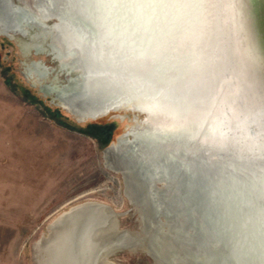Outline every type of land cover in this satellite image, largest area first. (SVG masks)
Returning <instances> with one entry per match:
<instances>
[{
  "label": "bare ground",
  "instance_id": "obj_1",
  "mask_svg": "<svg viewBox=\"0 0 264 264\" xmlns=\"http://www.w3.org/2000/svg\"><path fill=\"white\" fill-rule=\"evenodd\" d=\"M30 2L0 0V34L18 46L24 79L72 118L124 121L102 151L107 169L168 175L194 171L202 155L231 171L240 165L256 171L253 165L261 164L254 175L264 185V0ZM75 2L82 7L76 15L70 14ZM168 176L175 177L177 189L181 174ZM128 178L143 189L148 186ZM170 184L163 178L155 187ZM247 185L235 188L236 194ZM249 185L250 192L258 190L257 184ZM171 189L165 191L171 194ZM221 190V199L228 200L230 194ZM259 195L249 207L258 206ZM97 206L102 210H83ZM260 211L232 226L246 222L248 227L247 240L236 242L238 247L229 244L238 262L260 253L254 238L257 225L264 224V208ZM99 215L109 219L102 229L92 223ZM118 216L94 200L65 208L48 223L47 234L33 242V264H117L112 254L132 250L133 244L147 249L141 230L120 228ZM238 231L233 234L239 236ZM226 235L221 233L220 240ZM220 240L212 242L211 254L203 247L204 259L215 260L217 252L226 251ZM179 247L198 252L193 242L182 241Z\"/></svg>",
  "mask_w": 264,
  "mask_h": 264
},
{
  "label": "water",
  "instance_id": "obj_2",
  "mask_svg": "<svg viewBox=\"0 0 264 264\" xmlns=\"http://www.w3.org/2000/svg\"><path fill=\"white\" fill-rule=\"evenodd\" d=\"M70 1L71 4L74 2V0ZM74 6V9L72 5L70 6L72 10L70 14L76 15L77 9L82 7L76 5V2ZM81 17L83 19V16ZM197 161H200V163L193 164V166H196L194 171L189 169L168 171L170 175L172 172L181 174L177 182V189L172 187L174 176L169 177V174L160 175L158 171H149L146 176L141 174L147 171H126L121 176L124 183V194L134 207L141 224L140 228L143 235L140 237V241L147 238L149 240L148 248L141 250L151 257L154 264H264V226H262L264 224L257 225L258 234L254 237L256 240L255 250L260 253H255L253 257H246L241 263L233 258L232 251L234 252V250L232 248L229 250L230 242L231 247L233 245L238 247L239 245L236 242H243L242 240H247L248 236V234L246 235L248 229L246 222L236 227L239 230L236 234L239 236L233 234L236 231V228L233 227L243 221L244 215L253 214L257 216L261 212L260 210L264 208L261 207L262 198H264V185L260 182L262 180L259 179V176L254 175V173L261 172V164L253 165L256 171H253L254 169L249 171L247 166L241 167V165L235 171H231L224 162L217 163L216 160L206 159L202 155L198 156ZM204 166H210L213 169L206 171ZM161 172L167 173V171ZM128 176L137 178L138 181L148 182V186L143 189L138 186L140 184H134L129 180ZM151 177H154L153 179L157 181L163 178L167 179L171 184L165 188H156L155 183L157 181L152 180ZM242 183H248V185L245 186L243 191L236 194L237 190L235 188ZM253 183L258 185L256 192H250L251 188L249 187L251 186L249 184ZM225 184L227 187L223 186ZM168 187L172 188L171 194L165 191ZM221 189H226L230 194L228 200L221 199ZM258 191L260 195L255 199H257L259 207H249L250 204L253 205L256 202L253 199ZM180 204L182 206H179ZM91 208L86 207L83 210L92 213L95 210H102L101 206ZM124 213L126 211L122 212V214ZM87 215H90V213ZM180 215L184 218L181 219ZM97 217L92 223H97L95 225L97 228H104L108 224V215L105 218L101 215ZM189 226H193V229L190 230ZM221 233L227 234L226 238H223L226 239L225 241L220 240ZM242 235L246 236L240 238ZM236 237H239V239L235 240ZM216 240H220L222 244H225L226 251L217 252L215 260H210L208 257L204 259L205 256H203L201 250L206 246L209 254H211L213 252L212 242H218ZM182 241L193 242V247L197 248L198 252L187 247L180 248L179 245ZM133 245L132 250L138 247L136 244ZM209 246L211 249H209ZM227 251H231V253H227ZM166 255H168V258Z\"/></svg>",
  "mask_w": 264,
  "mask_h": 264
},
{
  "label": "rangeland",
  "instance_id": "obj_3",
  "mask_svg": "<svg viewBox=\"0 0 264 264\" xmlns=\"http://www.w3.org/2000/svg\"><path fill=\"white\" fill-rule=\"evenodd\" d=\"M20 1L31 6L30 0ZM39 57L48 65H56L48 56ZM19 58L18 46L0 34V126L4 120L3 104L9 103L11 98L27 104L35 114H38L40 120L54 122L57 128L60 127L65 135L71 138L72 162L71 171H55L57 201L66 195V203L63 206L46 209V214L41 210L40 222L33 225L29 237L21 243V254L0 256V264H33L31 246L38 237L47 234V225L51 219L65 208L85 200L109 205L120 214L117 217L120 228L139 232L141 224L134 207L124 194L122 175L107 169L102 162L103 149L117 136L124 121L119 118L75 120L60 107L55 106L49 97H43L24 79L20 73ZM62 78L60 77V80ZM3 88L8 89L9 96ZM18 135L13 130L0 127V139L5 138L8 143ZM125 211L126 213L122 214ZM111 258L117 264H154L151 257L139 247L134 250H121L112 254Z\"/></svg>",
  "mask_w": 264,
  "mask_h": 264
},
{
  "label": "crops",
  "instance_id": "obj_4",
  "mask_svg": "<svg viewBox=\"0 0 264 264\" xmlns=\"http://www.w3.org/2000/svg\"><path fill=\"white\" fill-rule=\"evenodd\" d=\"M30 108L12 98L2 105L0 127L19 134L12 143L0 139L2 257L21 254V243L40 222L41 210L46 214V209L66 203V195L57 201L55 171H71V138L54 122L40 120Z\"/></svg>",
  "mask_w": 264,
  "mask_h": 264
},
{
  "label": "snow or ice",
  "instance_id": "obj_5",
  "mask_svg": "<svg viewBox=\"0 0 264 264\" xmlns=\"http://www.w3.org/2000/svg\"><path fill=\"white\" fill-rule=\"evenodd\" d=\"M86 51H87V48H86Z\"/></svg>",
  "mask_w": 264,
  "mask_h": 264
}]
</instances>
